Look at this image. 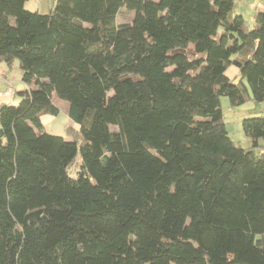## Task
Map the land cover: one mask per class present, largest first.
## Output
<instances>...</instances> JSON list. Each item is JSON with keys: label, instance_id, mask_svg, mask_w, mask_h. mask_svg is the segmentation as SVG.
Instances as JSON below:
<instances>
[{"label": "trees", "instance_id": "1", "mask_svg": "<svg viewBox=\"0 0 264 264\" xmlns=\"http://www.w3.org/2000/svg\"><path fill=\"white\" fill-rule=\"evenodd\" d=\"M27 1L0 0L27 87L0 103V264H264V117L243 149L220 103L264 102V0L251 30L234 0ZM53 96L81 143L44 133Z\"/></svg>", "mask_w": 264, "mask_h": 264}, {"label": "rangeland", "instance_id": "2", "mask_svg": "<svg viewBox=\"0 0 264 264\" xmlns=\"http://www.w3.org/2000/svg\"><path fill=\"white\" fill-rule=\"evenodd\" d=\"M238 1L239 0H236V2ZM252 1L253 2L249 5H244V7L240 9H237V5H234L233 11L230 14L231 17H234L236 15H241L242 13L245 22L244 29L246 30L254 28L253 16L262 6L261 0ZM55 3L56 0H28L24 4V9L29 12H38L41 15H46L54 7ZM251 4L253 5L251 6ZM130 13L125 9H122L117 16L118 24L126 23L129 20V17H132ZM0 72L2 73L0 78V103L17 106L21 101L19 93L25 91L27 88L21 80L22 71L20 69L19 61L15 59L10 63H7L0 60ZM31 87L34 89L33 86ZM51 102L52 105L58 109V113L55 116L49 114L43 115L42 125L44 133L63 137L68 141L75 140L78 143H81L79 127L68 118L67 102L60 100L55 96L52 97ZM220 103L223 112V122L229 138L235 145L240 146L243 149H250L252 142L245 136L242 130V122L244 119L251 118L253 117L252 115L255 114L264 116V102L255 103L247 98L244 104L238 107H231L229 99L227 97H221ZM79 157L78 154L68 170L72 179L77 177L80 161Z\"/></svg>", "mask_w": 264, "mask_h": 264}, {"label": "crops", "instance_id": "3", "mask_svg": "<svg viewBox=\"0 0 264 264\" xmlns=\"http://www.w3.org/2000/svg\"><path fill=\"white\" fill-rule=\"evenodd\" d=\"M257 1V0H256ZM255 1V2H256ZM251 2H253L252 0H239L238 2H236V0H234V5H237V9H240L242 7H244V5H249ZM253 4H251L252 6ZM263 7L261 6V9L259 10H262ZM241 16H242V13H241ZM231 67V66H230ZM228 68L227 71H226V76L228 77V79H230L233 83L237 84L238 82H240V75H239V71L236 67L232 66L231 68ZM5 75V73H4ZM253 117H260L261 115L260 114H255V115H252ZM43 117V116H42ZM42 117H41V122H42ZM264 117V116H262ZM258 144L260 145L261 149H257L256 151H264V139L262 140H259L258 141Z\"/></svg>", "mask_w": 264, "mask_h": 264}, {"label": "built area", "instance_id": "4", "mask_svg": "<svg viewBox=\"0 0 264 264\" xmlns=\"http://www.w3.org/2000/svg\"><path fill=\"white\" fill-rule=\"evenodd\" d=\"M1 76H2V73L0 72V78H1Z\"/></svg>", "mask_w": 264, "mask_h": 264}]
</instances>
